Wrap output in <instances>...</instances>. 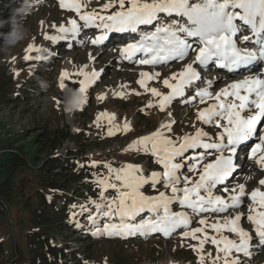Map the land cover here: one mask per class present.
<instances>
[{
	"label": "rangeland",
	"instance_id": "rangeland-1",
	"mask_svg": "<svg viewBox=\"0 0 264 264\" xmlns=\"http://www.w3.org/2000/svg\"><path fill=\"white\" fill-rule=\"evenodd\" d=\"M106 2L79 0L82 13L101 12ZM22 6L28 7V11L17 14ZM0 10L4 14L0 15V28L3 27L0 35L4 36L0 39V168H3L0 185L5 179L3 175H10L5 190H0V264H213L214 261L215 264H223L224 254L218 253L217 246L210 240L201 245L204 233L188 237L183 236L184 230L168 237L146 233L144 238L136 235L124 241L118 235H93L95 229L87 219L88 214L81 213L82 205L92 208L90 201L99 198L94 174L106 175L105 167L103 169L105 163L116 167L138 165L145 175L162 171L151 154L124 151L138 137L147 136L162 124L173 121L171 136L174 138L194 134L197 129H203L210 136L217 135V128L197 120V112L205 105L198 102L185 104L182 102L184 98H179L178 102L173 100L164 111H160L158 106L149 108L146 106L150 103L158 105V98L137 83L145 79L148 89L155 87L167 93L169 89L164 87L163 80L180 71L185 63L191 62L195 53H191L183 63L149 66V69L146 65L133 62L121 63L115 47L97 49L91 41L72 48L65 43L56 49L53 46L59 39L49 40L45 37L58 36L60 25L68 26L67 22L73 18L78 20L73 11L61 7L60 0H11L2 4ZM14 31H26L25 38L13 42ZM6 33L9 35L5 36ZM29 45L45 49L46 53H27L33 58L25 61ZM104 53L107 55L103 56ZM39 56H43V59H36ZM132 67L138 68L134 77L127 74L132 73ZM65 71L68 73L66 84L73 89H78L79 82L84 79L79 74L81 72L91 76L95 71L97 79L89 84L83 94L74 91L69 101L62 102L64 94L60 79ZM143 72L153 74L154 78L148 81L141 76ZM155 73L160 75L155 76ZM201 77V81L187 90L188 97L194 95L195 89L204 88L208 81L212 82L210 91L213 94L226 87L213 86L214 71L205 70ZM113 114L115 119L110 124L108 116ZM125 122L130 125L128 132L122 130ZM109 128L113 129L114 135H108ZM254 140L258 141V137ZM252 142H249L248 148L238 152L237 164L243 173L235 175L228 185L229 189L244 184L250 193L261 186L258 181L264 179V173L259 170L260 165L249 160L243 166L244 160L241 159L249 154ZM92 161L100 164L93 173H89L87 171L93 168ZM63 162L64 166L61 167ZM55 163L57 165H53ZM183 175L193 174L185 168ZM236 177L242 182L238 183ZM90 183L94 189L90 191L92 188L86 186L90 190H86L87 196L81 202L72 207L62 206L59 211L61 220L54 225L52 215L44 211H50L49 207L57 205L59 201L62 205L65 200L62 197H67L69 203L68 196H76L79 189ZM56 185L60 189L66 188L68 195L59 192ZM158 190L166 191L162 186H158ZM144 192L147 195L156 194L150 186H146ZM218 194H223V187L215 192V195ZM107 195L111 197L115 193L109 191ZM243 201V207L238 210L213 219L208 218L211 214L203 217L207 219V225H200L197 221L201 217L193 216L194 225L185 230L199 227L204 228L210 237L225 238L224 230L217 234L210 225L217 222L223 225L237 211H242L245 218L240 221L242 225L238 223L251 232L250 226L243 225V221H248V215H255L249 211V206H256L248 197ZM173 210L181 209L176 206ZM77 223L81 227H76ZM51 227L54 228L47 230ZM41 230H45L44 234L48 233L45 237L42 235L43 240L37 235ZM200 248L202 252L198 251ZM213 248L217 252H212ZM251 252L250 257L239 258L241 264H264V248L254 247ZM201 255L203 262L199 259ZM217 255L220 259H216Z\"/></svg>",
	"mask_w": 264,
	"mask_h": 264
},
{
	"label": "snow or ice",
	"instance_id": "snow-or-ice-1",
	"mask_svg": "<svg viewBox=\"0 0 264 264\" xmlns=\"http://www.w3.org/2000/svg\"><path fill=\"white\" fill-rule=\"evenodd\" d=\"M60 4L73 11L78 20L70 19L68 26H59L58 36H46V39L72 40L78 37L82 28H94L98 34L91 44L97 46L113 32L139 34V40L120 49V56L146 66L183 62L194 52L190 63H185L180 71L163 80L164 87L169 89L167 93L155 87L148 89L145 79L137 83L158 98V105L150 103L146 106L149 108L158 106L160 111H164L177 98H184L182 102L185 104H207L197 112V120L219 130L215 136L197 129L194 134L174 138L169 135L173 121L162 124L147 136L138 137L124 149L151 154L162 171L145 175L138 165L116 167L105 163L106 175L94 174V182L100 192L98 200L90 201L92 208L81 206V213L88 214L87 219L95 229L92 234L132 236L160 233L168 237L178 230L189 229L193 216L201 217L197 221L200 225H207V219L203 217L208 214L218 217L238 210L243 207V199L248 197L256 207L249 206V211L255 215H248L246 219L255 226L259 245L264 247V210H261L264 209V191L255 188L249 193L244 184L231 189L227 186L239 170L238 152L257 137L258 142L251 147L245 159L254 160L264 171V71L253 67L264 65V0H107L101 9L107 14L82 13L79 0H68L67 3L60 0ZM142 26H151V30L142 32ZM245 31L248 35H243ZM238 38L252 47L241 49ZM31 52L46 53V50L29 45L25 61L33 58L27 54ZM36 59H43V56ZM209 66L234 72L260 71V74H249L214 94L210 91L212 82L208 81L204 88L195 89L194 95L188 97L187 90L202 80L198 69H208ZM79 74L84 79L79 82L78 89H73L66 84L68 73L62 72V102L69 101L74 91L83 94L97 79L95 71L91 76L85 72ZM141 76L148 81L154 78L148 72L141 73ZM210 100L213 103L208 104ZM246 112L247 115L244 114ZM114 119V114L108 116L110 124ZM122 130L130 131V125L125 122ZM114 134L109 128L108 135ZM99 164L92 161L91 166ZM185 168L193 175H183ZM258 183L264 186V179ZM146 186L156 194L147 195L144 192ZM158 186L166 191H159ZM221 186L227 196L215 195ZM109 191L115 195L109 197ZM174 205L181 210L174 211ZM244 218V213L237 211L223 225L219 222L210 225L213 232L219 234L224 230L235 234L237 240L210 237L204 228L199 227L185 230L182 234L188 237L204 233L201 245L210 240L217 246L218 253L224 254L223 264H241L239 255H252L253 240L252 235L238 223ZM76 227L81 225L77 223ZM234 253L239 255L234 256ZM199 259L203 262L204 257L201 255ZM216 259L220 256L217 255Z\"/></svg>",
	"mask_w": 264,
	"mask_h": 264
},
{
	"label": "bare ground",
	"instance_id": "bare-ground-1",
	"mask_svg": "<svg viewBox=\"0 0 264 264\" xmlns=\"http://www.w3.org/2000/svg\"><path fill=\"white\" fill-rule=\"evenodd\" d=\"M105 1V0H104ZM82 23V22H81ZM148 27V28H147ZM142 26V32H145V29H151V26ZM87 28H82V30H81V32L79 33V36H83V34H84V32H86L87 30H86ZM90 29H92V28H90ZM94 29V28H93ZM95 32H96V29H95ZM128 36H133V37H135L134 39H139L140 38V35L139 34H133V33H116V32H113V33H110V36H109V40H108V42H107V44H108V46H111L110 44H112V43H110V42H112L114 39H119L120 41H117V42H123V43H126L127 42V38H128ZM73 41L72 42H70L71 44H74V42L76 41V40H78L77 38L76 39H72ZM65 43H67V41L66 40H59V41H57L56 42V44L53 46V47H55L56 49L57 48H59L60 49V47L61 46H63ZM110 43V44H109ZM117 45H119V43H117ZM108 46H106V47H108ZM107 54L106 53H104V55L103 56H106ZM119 55H120V53H119ZM187 61V60H186ZM177 63V62H176ZM183 63V62H182ZM180 64V63H179ZM254 67V66H253ZM133 69L131 70L132 71V73H128L127 72V74L128 75H130L131 77H134L136 74V72L138 71V68L137 67H132ZM149 69H150V67H149ZM134 72V73H133ZM247 72V71H246ZM124 74V73H123ZM126 74V73H125ZM126 74V75H127ZM250 73L248 72V73H243V74H237L236 76H231V77H227V75L226 74H223V73H220V74H218L217 75V77L215 78V80H214V84H213V86H215V87H217V85H220V86H222V85H224V86H229V85H231L232 83H234L235 81H237V80H241V79H244L247 75H249ZM122 75V74H121ZM119 77V76H118ZM121 80V79H120ZM163 91H165V90H163ZM175 101H179L178 100V98L177 99H175ZM211 103H213V101H208V104H211ZM203 105H205L206 107H207V104H203ZM243 147H246V145H244ZM247 161H245V163H246ZM242 169H240L239 168V170L238 171H241ZM259 170L261 171V173H264V171H262L260 168H259ZM239 174V172H237L236 173V175H238ZM240 175V174H239ZM262 175V174H261ZM264 176V175H263ZM237 179H239L238 177H236V180ZM231 181H233V179H230L229 181H228V183H230ZM237 182H242L241 180H237ZM261 190H263L264 191V186H260L259 187ZM225 195V194H224ZM244 202V201H243ZM224 215V214H223ZM213 217H215V216H213V215H210L208 218L209 219H213ZM223 217V216H222ZM208 219V220H209ZM242 221V220H241ZM247 222V223H246ZM240 224H241V222H240ZM242 225V224H241ZM243 225H249L250 227H252V223L250 224V222L248 223V221H246L245 220V222L243 221ZM225 235L226 236H224V237H234V238H236V239H238V237L235 235V234H232V233H229V232H227V231H225ZM212 252H217V250L215 249V248H213L212 249ZM233 255H237V254H233ZM241 256L242 255H239V258L240 259H243V258H241ZM243 257V256H242Z\"/></svg>",
	"mask_w": 264,
	"mask_h": 264
},
{
	"label": "trees",
	"instance_id": "trees-1",
	"mask_svg": "<svg viewBox=\"0 0 264 264\" xmlns=\"http://www.w3.org/2000/svg\"><path fill=\"white\" fill-rule=\"evenodd\" d=\"M7 1H11V0H0V6L2 5V4H4L5 2H7ZM0 15L1 16H4V14H2L1 13V10H0ZM3 29V27H1L0 28V30H2ZM5 36L6 35H9V33H6V34H4ZM1 38H4V36H2V35H0V39ZM1 164V163H0ZM53 165H57V163H55V164H53ZM64 166V162L63 163H61V167H63ZM95 168L96 167H93V168H91L90 170H88L87 172H89V173H93V170H95ZM3 168H0V175H1V170H2ZM103 169H104V167H103ZM101 172V171H100ZM10 175L9 174H4L3 175V178H5V179H3V181H2V184L0 185V190H5V185H6V181H7V183H8V180H9V177ZM2 179V178H1ZM91 182V181H90ZM2 186V187H1ZM57 186V185H56ZM86 186H89L90 188H92L91 190L89 189V188H87ZM4 187V188H3ZM58 187V186H57ZM94 189V186L92 187L91 186V183L89 184V185H84L81 189H79V191H78V193L76 194V196L75 195H71V196H68L69 198H70V202L69 203H67L68 202V198L66 197V198H64V197H62L63 199H65V200H63V204L62 205H60V201H59V203L57 204V205H55V206H50L49 208H50V211H49V209L48 210H46V211H44V212H46V213H49V214H51L52 215V218L54 219V225H58V221L59 220H61V218H60V216H59V211L62 209V206H64V205H68V206H73V205H75V204H77L78 202H81L82 201V199L83 198H85L87 195H86V193H87V191L86 190H90V191H92ZM58 191L60 192H63V193H66V195H68V193H67V189L66 188H63V189H60L59 187H58ZM98 194V193H97ZM59 196V195H58ZM85 200H87V199H85ZM46 208V207H45ZM54 227H51V228H48L47 230H52ZM44 231L45 230H41L40 232H39V234L37 233V235H38V237H41L40 239L41 240H43L44 238H42V235L44 236V235H46V234H48V233H45L44 234ZM45 237V236H44ZM49 248H51V249H53V247H51V246H49ZM56 257V256H55ZM32 264V263H31Z\"/></svg>",
	"mask_w": 264,
	"mask_h": 264
},
{
	"label": "clouds",
	"instance_id": "clouds-1",
	"mask_svg": "<svg viewBox=\"0 0 264 264\" xmlns=\"http://www.w3.org/2000/svg\"><path fill=\"white\" fill-rule=\"evenodd\" d=\"M28 11V7L22 6L21 9L17 10V14H20L21 12H27ZM26 36V31L22 32V33H17V32H13L12 33V40L13 42H18L21 41L25 38Z\"/></svg>",
	"mask_w": 264,
	"mask_h": 264
}]
</instances>
